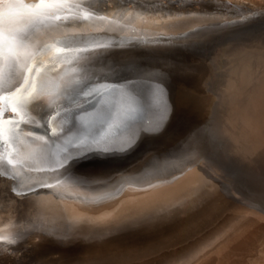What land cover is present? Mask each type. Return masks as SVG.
<instances>
[{"label": "water", "instance_id": "water-1", "mask_svg": "<svg viewBox=\"0 0 264 264\" xmlns=\"http://www.w3.org/2000/svg\"><path fill=\"white\" fill-rule=\"evenodd\" d=\"M73 1L113 20L72 11L16 27L26 62L0 71V254L200 198L264 216V8Z\"/></svg>", "mask_w": 264, "mask_h": 264}, {"label": "rangeland", "instance_id": "rangeland-1", "mask_svg": "<svg viewBox=\"0 0 264 264\" xmlns=\"http://www.w3.org/2000/svg\"><path fill=\"white\" fill-rule=\"evenodd\" d=\"M242 1L264 8V0ZM50 2L38 0L31 8L51 14L46 12ZM50 8L56 10L54 4ZM246 209L223 198H200L173 214L102 236L72 231H63L66 237L39 235L25 256L0 254V264H264V216L246 214ZM3 228L0 224V240L10 232Z\"/></svg>", "mask_w": 264, "mask_h": 264}, {"label": "bare ground", "instance_id": "bare-ground-1", "mask_svg": "<svg viewBox=\"0 0 264 264\" xmlns=\"http://www.w3.org/2000/svg\"><path fill=\"white\" fill-rule=\"evenodd\" d=\"M37 1L38 0H5L4 2H0V71L4 63L6 62L5 60H8L12 63L15 62V66L17 65L18 68L24 67V64L26 62V58L24 56V53L26 52L23 51L22 57H19V55L15 53L13 50L15 43L13 41L12 33L14 32V29L10 28L11 25L14 28H16L25 23L33 22V21H40L43 22L44 24H48V20H50V18L62 13L69 14V12L71 13L72 11H80L86 15L91 14L92 16L95 17H103V18L105 17L108 20H113L112 16L110 15H106L103 13H94L84 7L80 9H76L75 6H73L76 5V1L73 4L74 2L73 0H56V2L55 0H51V2L48 3V6H46V12L47 13L51 12V14L49 13L44 14L31 8L32 5L35 4ZM53 4L56 10L53 11L49 10L51 9L50 7H53ZM60 4H68V5L65 7L64 6L60 7L59 6ZM23 7H27V8L23 10L21 9ZM36 8L38 9L37 6ZM4 28L6 30L2 33ZM16 51L19 52V50L17 49Z\"/></svg>", "mask_w": 264, "mask_h": 264}, {"label": "snow or ice", "instance_id": "snow-or-ice-1", "mask_svg": "<svg viewBox=\"0 0 264 264\" xmlns=\"http://www.w3.org/2000/svg\"><path fill=\"white\" fill-rule=\"evenodd\" d=\"M46 0H39V3H45Z\"/></svg>", "mask_w": 264, "mask_h": 264}]
</instances>
